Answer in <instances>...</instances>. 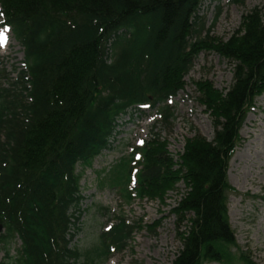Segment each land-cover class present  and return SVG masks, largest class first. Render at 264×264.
Returning <instances> with one entry per match:
<instances>
[{
	"label": "trees",
	"instance_id": "16d2710c",
	"mask_svg": "<svg viewBox=\"0 0 264 264\" xmlns=\"http://www.w3.org/2000/svg\"><path fill=\"white\" fill-rule=\"evenodd\" d=\"M204 1L0 0L24 54L16 79L1 73L7 86L0 81V264H100L126 248L133 229L122 219L90 249L73 246L83 201L76 167L109 149L117 121L135 106H158L161 124L171 125L167 101L183 90L201 52L232 66L227 91L196 84L211 140L195 133L174 161L154 136L118 165L112 186L127 201L162 203L184 186L171 210L180 245L173 264H255L228 221L227 170L264 93V8L244 15L222 41L203 30Z\"/></svg>",
	"mask_w": 264,
	"mask_h": 264
},
{
	"label": "rangeland",
	"instance_id": "374dc122",
	"mask_svg": "<svg viewBox=\"0 0 264 264\" xmlns=\"http://www.w3.org/2000/svg\"><path fill=\"white\" fill-rule=\"evenodd\" d=\"M254 8H264V0H205L199 16L209 37L226 41L238 31L241 18ZM205 35V33H203ZM4 45V46H3ZM23 55L9 30L0 29V81L7 86L1 73H12ZM209 82L214 89L227 91L233 84L231 63L214 53L201 52L190 73L184 77V88L169 103L171 125L158 122L156 110L141 108L131 111L117 121L111 146L91 163L76 168L83 201L80 204L78 233L73 246L80 252L97 243L99 235L122 219L134 228L127 248L111 254L100 264H172L179 250L175 219L171 210L179 196L185 193L182 185L169 193L162 203L158 199L126 201L119 186H112L118 176V165L128 163L134 150L143 142L160 137L174 161L182 154L185 141L198 133L211 140L213 128L210 117L197 101L196 84ZM237 147L227 171L233 192H228L227 208L237 247L248 252L256 264H264V94L256 98L254 109L248 113L240 131ZM121 161V162H120ZM125 178V174H124ZM20 243L14 242L10 254L15 255ZM238 251L233 249L234 254ZM4 253L0 249V263ZM217 264V263H210ZM237 264H242L237 261Z\"/></svg>",
	"mask_w": 264,
	"mask_h": 264
},
{
	"label": "bare ground",
	"instance_id": "6f19581e",
	"mask_svg": "<svg viewBox=\"0 0 264 264\" xmlns=\"http://www.w3.org/2000/svg\"><path fill=\"white\" fill-rule=\"evenodd\" d=\"M4 46V45H3Z\"/></svg>",
	"mask_w": 264,
	"mask_h": 264
}]
</instances>
